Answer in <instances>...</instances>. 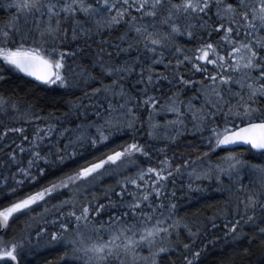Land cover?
Masks as SVG:
<instances>
[{"label": "snow or ice", "instance_id": "snow-or-ice-1", "mask_svg": "<svg viewBox=\"0 0 264 264\" xmlns=\"http://www.w3.org/2000/svg\"><path fill=\"white\" fill-rule=\"evenodd\" d=\"M0 13V264H264V0Z\"/></svg>", "mask_w": 264, "mask_h": 264}, {"label": "trees", "instance_id": "trees-1", "mask_svg": "<svg viewBox=\"0 0 264 264\" xmlns=\"http://www.w3.org/2000/svg\"><path fill=\"white\" fill-rule=\"evenodd\" d=\"M4 15L3 13H0V16ZM207 196H209V203H211V198L213 196L212 193H207ZM197 205L195 204V202L193 201V207H196ZM219 255V250L217 249L215 252V256ZM58 256V252L56 251H46V252H42L41 257L38 259L37 264H44V261L47 259H53L55 260V258ZM215 256L213 258H215Z\"/></svg>", "mask_w": 264, "mask_h": 264}]
</instances>
